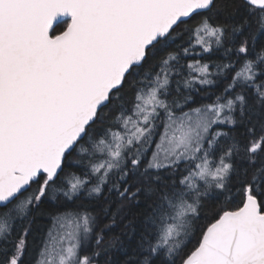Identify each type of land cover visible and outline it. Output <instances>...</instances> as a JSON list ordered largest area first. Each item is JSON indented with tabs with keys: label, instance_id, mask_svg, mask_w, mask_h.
I'll list each match as a JSON object with an SVG mask.
<instances>
[{
	"label": "snow or ice",
	"instance_id": "snow-or-ice-1",
	"mask_svg": "<svg viewBox=\"0 0 264 264\" xmlns=\"http://www.w3.org/2000/svg\"><path fill=\"white\" fill-rule=\"evenodd\" d=\"M0 264H264V0H0Z\"/></svg>",
	"mask_w": 264,
	"mask_h": 264
}]
</instances>
